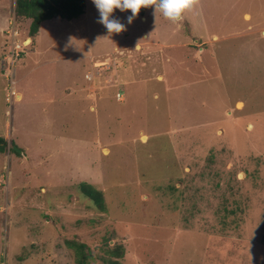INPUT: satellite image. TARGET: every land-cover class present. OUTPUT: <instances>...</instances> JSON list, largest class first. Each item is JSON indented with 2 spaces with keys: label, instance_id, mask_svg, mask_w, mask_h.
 Segmentation results:
<instances>
[{
  "label": "rangeland",
  "instance_id": "rangeland-1",
  "mask_svg": "<svg viewBox=\"0 0 264 264\" xmlns=\"http://www.w3.org/2000/svg\"><path fill=\"white\" fill-rule=\"evenodd\" d=\"M180 13L149 4L129 23L114 9L125 27L109 32L87 0L76 18L44 20L11 102L7 23L0 264H77L67 241L85 244L87 264H110L114 245L121 264H264V0H191ZM70 86L73 105L57 107Z\"/></svg>",
  "mask_w": 264,
  "mask_h": 264
},
{
  "label": "trees",
  "instance_id": "trees-1",
  "mask_svg": "<svg viewBox=\"0 0 264 264\" xmlns=\"http://www.w3.org/2000/svg\"><path fill=\"white\" fill-rule=\"evenodd\" d=\"M147 5L139 9V13L143 16ZM86 10V0H14V17L18 23L20 20L28 21V37L31 43L35 42L39 33L42 21L52 18H61L70 20L82 15ZM22 22V21H20ZM7 140L0 136V152L5 151ZM13 144V142H11ZM14 151H16L13 148ZM79 188L83 195L99 209H104V201L101 191L97 190L90 184L81 182ZM70 247H73L78 253L77 264H87V255L83 252L85 244L83 242L67 241ZM119 246H113L108 250L110 257L106 262L110 264H121L117 259L120 257Z\"/></svg>",
  "mask_w": 264,
  "mask_h": 264
},
{
  "label": "clouds",
  "instance_id": "clouds-1",
  "mask_svg": "<svg viewBox=\"0 0 264 264\" xmlns=\"http://www.w3.org/2000/svg\"><path fill=\"white\" fill-rule=\"evenodd\" d=\"M92 2L99 12V22L109 32H120L125 27L118 19L111 16L114 9L130 10L127 21L131 23L139 9L145 5H154L170 20L178 18L181 8L191 7V0H92Z\"/></svg>",
  "mask_w": 264,
  "mask_h": 264
},
{
  "label": "built area",
  "instance_id": "built-area-1",
  "mask_svg": "<svg viewBox=\"0 0 264 264\" xmlns=\"http://www.w3.org/2000/svg\"><path fill=\"white\" fill-rule=\"evenodd\" d=\"M8 23H9V27L6 30V34L9 35V45L1 57V66H2L1 73L6 80L5 83H6L7 94L5 98L8 102H11L12 96H15V92H16L14 89L15 80L13 78V70L15 64L21 58L25 45L26 44L30 45L32 43L30 37L28 36L21 39L19 38L20 30L18 28V23L16 22L14 16L10 17ZM117 96L119 98L120 92L117 93ZM4 169L6 170L7 176L2 172L0 174V183L6 180L9 175L8 168L5 166Z\"/></svg>",
  "mask_w": 264,
  "mask_h": 264
},
{
  "label": "crops",
  "instance_id": "crops-1",
  "mask_svg": "<svg viewBox=\"0 0 264 264\" xmlns=\"http://www.w3.org/2000/svg\"><path fill=\"white\" fill-rule=\"evenodd\" d=\"M0 1H3V0H0ZM87 1V0H86ZM7 4L8 5H10L11 6V11L9 12V11H7V13L5 14V15H2L1 14V11H0V33H2V32H4V29L6 28V25H7V23L9 22V18L10 17H12V16H14V11H13V6H14V0L12 1V0H7ZM148 6V5H147ZM147 11V7H146V10H145V12ZM141 18V20H145L146 19V16H145V14H143V16H140ZM179 18H181V13L179 12ZM166 19H168V18H166ZM49 20V19H48ZM28 22V21H27ZM42 22H44V21H42ZM41 22V23H42ZM41 26V25H40ZM144 34V36L146 35L145 33H143ZM39 35H40V28H39V33H38V35L36 36V39H35V42H34V44H37V39H38V37H39ZM1 43H2V41H0V48H2L3 47V45H1ZM137 46V45H136ZM25 57V56H24ZM23 57V58H24ZM63 58V57H62ZM68 57L66 56L64 59H67ZM59 59H61V58H59ZM19 66L21 65V63L20 64H18ZM86 75V74H85ZM84 75V76H85ZM66 77V79H68V75H66L65 76ZM46 81V80H45ZM41 83H42V80H41ZM45 83V82H44ZM75 84V83H74ZM73 84V85H74ZM50 85V83L48 82V86ZM74 89H75V87H72V86H70L69 88H67V89H65V91L64 92H66V96L67 97H58L57 99H55V98H53V97H51V95H47V97L50 99V100H52V99H55L56 101H53V103L55 104V105H57V107H59L60 108V106H62V105H65V103L68 105L69 104V97H71V101H72V105H73V98H74V93H75V91H74ZM41 91V90H40ZM88 92V91H87ZM37 94H41V97H38L37 95H35L34 97H33V99H32V101H33V104L34 105H36L39 101H41L43 98H44V96L46 95L43 91H41V92H38ZM18 95H19V100H21L22 98H23V94H22V92H17L16 93V98L18 97ZM82 96V95H81ZM86 97H89V95H88V93L86 94ZM18 100V101H19ZM91 107V106H90ZM5 139H6V137H4ZM23 151V150H22Z\"/></svg>",
  "mask_w": 264,
  "mask_h": 264
}]
</instances>
